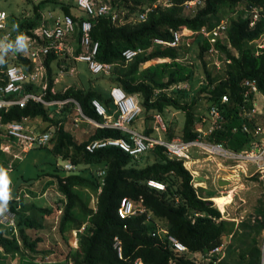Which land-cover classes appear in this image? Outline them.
<instances>
[{
	"label": "trees",
	"instance_id": "1",
	"mask_svg": "<svg viewBox=\"0 0 264 264\" xmlns=\"http://www.w3.org/2000/svg\"><path fill=\"white\" fill-rule=\"evenodd\" d=\"M54 1L57 0H43L34 6L36 13H39L45 3ZM166 1L169 6H164L163 2ZM187 1L190 0H113L114 13L109 17L92 20L91 35L93 40L100 44L98 60L115 64L114 72L108 77L110 81L123 88L127 94H136L140 97L143 113L148 119L142 134L152 136L151 134L155 133V128L148 126L152 121L151 118L155 119V115H160L165 123L162 113L168 106H174L178 111L185 113L186 121L179 132H177L179 125L165 124L166 141L176 137L189 141L198 136L194 131L196 121L192 111L197 97L194 102L181 105L177 99L168 97L164 93L157 95L156 91L183 82L192 83L197 77V72L202 71L209 84L201 91L206 95L207 102L219 103V99L224 95H229L231 100L224 111L228 112V117L219 120V127L211 134L210 140L225 144L229 149H242L251 139L241 130L240 110L243 106L241 85L246 80H255L264 94V52L257 53L254 46L264 33V0H203L205 6L202 9V6L197 7L200 9L198 14L190 17L188 13V17H185L180 13ZM128 8L129 12L124 14ZM251 8H257L261 13V18L256 22L254 29L250 26L252 16L248 13ZM149 9L146 21H139V16ZM62 10L64 14L71 15L67 6H63ZM221 11L228 15L220 19ZM114 15L118 16L115 22L112 21ZM72 17L79 27L81 23L79 17ZM223 19L228 20V42H218L216 48L222 55L227 56L230 64L224 70L217 72L206 62V53L211 45L201 31L212 30ZM36 24L34 19L26 20L22 28H34ZM183 28L192 30L193 34L200 32L194 35L191 41L193 44L196 39L195 42L202 43L200 55L195 59L192 55L188 57L186 55L188 51L185 49L181 53L179 51L181 47L154 44L156 39L171 42L173 33ZM139 48L145 50V53L126 63L122 53L128 49ZM8 58L9 55L6 57L7 63L3 65L4 68L12 64L32 67L20 56L18 61L11 57V62ZM56 58L51 55L46 62L51 74L50 89L54 86L51 63ZM150 62L155 64L144 68ZM168 62L177 67H168L169 78L164 81L161 77ZM198 64L202 70L196 67ZM98 77V79L106 78L103 75ZM211 85L214 87L208 88ZM89 88L81 90L71 87L66 93L62 94L60 91L55 96L49 91L47 99H73L81 105L87 117L102 122L92 107V101L98 100L110 108L111 99L101 91ZM182 93L186 96V92ZM67 108L71 110L70 105L65 109ZM52 112V108L30 102L24 109L13 107L8 113L2 114L4 124L29 119L34 121L32 129L35 132H50V129L54 128L55 132L52 133L49 143V145L53 144L52 153L62 157L63 167L71 163L76 168L71 172L49 171L37 176L44 175L52 180L46 184L42 183L40 192H46L54 183V190L63 203L62 208L52 206L43 208L38 205L34 207L39 213L48 217L49 221L46 224V221L26 216L24 211H21L22 207H19L17 199L10 200L8 209L16 214L18 237L12 227L0 225L2 252L22 256L23 264H131L137 259H141L144 264H171V262L195 264L187 259L189 255L192 253L207 255L222 246L225 236H232L225 258L216 264H261L263 250L259 238L264 233V200L260 202L249 220H244L238 225L224 220L219 211L222 209L216 204L218 209L209 200L217 196L198 194L192 185V175L185 169L184 162L171 158L164 147L157 146L138 159L119 148H106L90 153L86 150V146L95 140L128 138V135L114 129L96 128L87 141L79 143L66 131L63 120L56 119ZM43 122L49 126L45 130H40ZM235 129L236 133L233 132ZM6 138L11 140L7 136ZM144 158H147L148 164L139 167L138 162ZM104 171L105 174L102 175ZM23 180L27 184L31 179L23 178ZM150 180L165 184L166 191L149 187ZM24 187L22 185L20 188L24 189ZM31 194L37 193L33 191ZM92 198L97 200L96 210L91 206ZM124 199L133 201L146 212L122 219L118 211ZM59 212L61 213L57 216ZM56 218H58L57 222H55ZM157 219L166 221L164 226L168 234L187 247V254L178 257L167 247L166 237L163 239L153 237L158 230ZM86 222L89 228L87 233H83ZM6 229H9L7 231L11 233L10 237H5ZM50 229H55L56 232H50ZM74 233H77L76 239L79 243L77 249L71 244ZM116 237L123 243V259L114 248ZM165 242L166 244H163ZM62 244L68 253H65ZM38 257L41 261H37ZM215 259L214 257L206 264H213Z\"/></svg>",
	"mask_w": 264,
	"mask_h": 264
},
{
	"label": "built area",
	"instance_id": "2",
	"mask_svg": "<svg viewBox=\"0 0 264 264\" xmlns=\"http://www.w3.org/2000/svg\"><path fill=\"white\" fill-rule=\"evenodd\" d=\"M112 1L113 0H77L76 7L83 15L80 17L81 19H79L81 20L79 27L76 26L75 20L71 15L55 17L50 13L48 18H42V21L37 27L28 29L27 33L22 32L29 37V49L27 54L19 53V55L31 61L33 68L29 70L23 66L12 65L17 68L18 71L14 77H10L8 74V67H0V133L10 138L11 141L18 145L24 153H28L35 148H46L52 138L51 130L50 132H35L27 126L28 119H23L20 122H9L8 124H4L2 121V114L8 113L13 107L24 109L30 102L43 104L46 107L55 109L57 113H61L67 105L72 103L75 105L74 110H76L77 113L75 119L76 127L84 121L93 125L97 129H114L128 135V138L95 140L86 146V150L90 153L106 148H119L130 156L137 158L141 154L146 153L157 146H162L166 149V152L171 158L184 162V166L193 176V185L195 188L203 185V182L199 179L200 169L196 168L193 162L196 155L203 157V159H213L216 163H218L217 161L219 160H225L231 163L239 164L244 162V164H246L245 159L241 154L223 150L213 141L208 140L207 138L209 136L203 128L198 129V138L190 141H185L180 137L174 138L171 141H165L146 136L131 129L130 126L141 115L142 107L140 106L137 97L127 95L120 87H115L110 92V97L117 113L115 119L108 115L107 109L101 102L98 100L92 101V107L94 111L104 119L103 123L87 117L80 104L73 99H47L49 88L45 61L51 55H55L59 58H74L78 62L85 63L88 65V68L93 75L110 76L112 74L114 65L98 60L100 44L99 42L94 41L91 35L93 29L92 20L98 17H109L114 13ZM202 5L203 0H193L190 2L189 8L196 7L197 9V7H201ZM149 11L150 9L142 13L139 16V21L145 22ZM248 13L252 16L250 26L254 29L256 22L261 18V13L257 8H251ZM0 14H2L0 15V38L8 36L10 40H15L17 35H14L9 29L8 13L0 8ZM117 18L118 16L114 15L112 21L115 22ZM228 29V20L223 19L212 30L203 29L201 33L206 40L209 41L210 45H216L218 42H228ZM182 33V30L175 31L171 42H164L156 39L154 40V44L173 48L181 47L185 43V37ZM199 33L200 32H197L196 34ZM196 34L194 33L193 36ZM76 40L77 42L74 43ZM215 45L211 46L209 54L214 57V65L216 66V69L220 71L230 64V61L225 54L222 55V53L217 50ZM254 46L257 53L264 52V33L261 38L255 42ZM143 53H145V50L141 48L128 49L123 52L122 56L128 63ZM216 55L219 57L217 58ZM13 58L16 59V55H13ZM35 84L42 88L41 93L37 94L28 89V87ZM56 93L57 92L54 88L50 90V94L56 95ZM241 95L243 97V106L241 107L240 112H251L254 120L264 123V112L261 111V108H264V94L260 91L257 82L255 80L244 81L241 85ZM230 102L228 96H223L222 103L224 105H230ZM211 112L219 111L218 109L213 108ZM259 113L261 114V121L260 117H258ZM156 120L159 122L162 130L166 131V127L160 115L156 116ZM261 144L263 145V142ZM218 165L220 164L218 163ZM229 168L231 172L236 171L235 164H232ZM63 170L71 172L76 170V168L73 164L68 163L64 165ZM258 172L262 175L261 170ZM104 174L105 171L102 172V175ZM231 177H233V175H231ZM220 180L222 181V177L214 182H219L220 184ZM226 181H228V185L223 188L230 187L232 188L230 192H235L237 190L235 189L236 184L230 181V178ZM149 186L156 188L165 187L154 181H150ZM144 212L145 210L138 207L133 201L124 199L119 208L118 214L122 219H126L130 216ZM60 213L61 212H59V214ZM15 221L16 214L9 209L3 216H0V225L10 228L12 227L13 232L16 234L18 229H16ZM76 235L77 233H75V236ZM168 239L170 242V248L178 256L188 253V249L176 238L169 236ZM114 248L118 251L119 257L123 259V243L120 238H115ZM221 251L222 249L218 247L207 255L201 256L205 259L208 258V262H210L213 257H216L217 261H220L218 257L221 256ZM217 261H214L213 264H216ZM134 264L142 263L141 260L138 259ZM261 264H264V248Z\"/></svg>",
	"mask_w": 264,
	"mask_h": 264
},
{
	"label": "rangeland",
	"instance_id": "3",
	"mask_svg": "<svg viewBox=\"0 0 264 264\" xmlns=\"http://www.w3.org/2000/svg\"><path fill=\"white\" fill-rule=\"evenodd\" d=\"M43 0H0V8L4 9L8 15L10 16V19L13 21V24L16 25L18 23H22V21L25 19H31L33 17H35V12L36 10L34 9V6H36L37 4H39L40 2H42ZM61 0L59 2L58 1H54V2H50V3H45L40 10H44V11H52L55 7L56 10L55 11H60L63 12V7L62 5L65 6V2L63 3ZM68 1V0H67ZM71 4H75L76 0H69ZM163 4L166 5L165 2H163ZM164 5V6H165ZM190 5V2H189ZM194 5V4H192ZM205 6V4L202 5L201 9ZM200 11V9L196 10V7H192L190 9L189 15L190 17H194L196 14H198V12ZM129 12V8L127 9V11L124 14H127ZM64 13V12H63ZM181 15L188 17V13L187 11L184 10V8H182V12L180 13ZM226 14L225 12L221 11L219 14L220 19L222 17H225ZM247 15V14H246ZM125 22V21H122ZM28 31V29L26 30ZM183 35H184V40H185V44L186 47H190L188 50V57L189 55L194 56V59L196 56L200 55V46L202 45L201 42H195L196 39L194 40L193 44L191 43V40L193 39V32L192 30H188L186 28H183ZM77 40L74 42L76 43ZM224 43V42H223ZM215 45V44H214ZM211 44V46H214ZM161 46V45H158ZM216 46V45H215ZM182 47V46H181ZM230 47V46H229ZM183 47L179 50L181 53H183ZM219 55V54H218ZM216 55V57L218 58L219 56ZM13 54H9V60L12 62V58ZM214 57L210 54L206 55V62L208 64V66H210L211 68H215L216 66L214 65ZM179 63V62H178ZM173 64V63H172ZM170 65V62H168V65L165 68V71L163 72L162 75V79L165 81L167 80L168 77V67L175 68L177 66H175V64ZM182 65V63H179ZM149 66V64H146V66H144L145 68H147ZM183 66V65H182ZM181 66V67H182ZM186 67V66H184ZM196 67L201 68L200 64H198ZM72 68H75L74 70ZM188 68V67H186ZM198 68V69H199ZM51 69H52V77H54V82L55 87L57 90L59 91H63L65 88H76V89H81V90H88L90 88L86 87H90L92 86V89H97L99 91L102 92V94H104L105 96L109 97V92L110 89L112 87V85L108 82H110V78H100L102 79V81L99 82L100 79H98L99 77L94 76L88 69L87 64L85 63H78L76 66V62L69 60V61H56L51 65ZM202 70V68H201ZM216 71L218 72V70L216 69ZM196 72V71H195ZM203 74V75H202ZM202 75V76H201ZM51 76V74L49 75V77ZM204 79V73L202 71L197 72V77L194 79V81L191 83L189 82V84L191 83V90H190V95H188V92H186V96H183L181 91H175V92H169V96L173 99H177L181 105H184L186 103H192L195 101L196 97H197V102L195 103V106H193L192 111L194 112V119L196 121V125L199 124L200 126L204 127V130H206L208 128V125H203V121L206 118V116L208 115V109L210 107V103L207 102L206 99V95H204L202 92L199 93L198 95L195 94L194 92L200 91V86L198 85L201 79V84H202V78ZM140 80V79H139ZM57 81V82H56ZM108 81V82H105ZM96 84V85H95ZM71 85V86H70ZM95 85V87L93 88V86ZM199 86V87H198ZM194 93V94H192ZM264 98V97H263ZM259 101V100H258ZM260 102V101H259ZM262 105V104H260ZM74 108H72L71 110H73ZM68 110L64 108V110L61 113H57L55 109H52V113L55 114V118L56 119H62L63 122L65 124V129L67 132L71 133L73 135V137L75 138V140H77L79 143H82L84 141H87L93 130L91 127H87L86 125H82L81 128L78 130L77 127L75 126L76 122V110ZM144 111V109H143ZM261 111L264 112V108H261ZM149 115V114H148ZM163 119L165 120V123L167 126L173 125H179L177 128V132H179L180 127L183 128L185 121H186V116L185 113L182 111H178L174 106H168L167 108H165L164 112L162 113ZM258 117H260V121H261V114H258ZM147 116L143 113L133 124L132 126L138 130V131H144L147 125ZM151 122L148 123V126H152L155 128V133H152V136L158 137L159 139L165 140V136H164V132L160 131V128L158 126V124L155 122L156 119H154L153 117L151 118ZM39 122V121H37ZM27 126H29L32 129V126L34 125V121L33 120H29L27 121ZM261 124L264 126V123L261 122ZM41 127L40 130H45L49 124L47 123H41ZM195 125V128H196ZM52 133L55 132V130L50 129ZM52 145H48L47 148H36L33 149L32 151H30L26 156L24 161L19 162L17 167L15 168V172L16 174L25 177L26 179H31L27 182V186L29 188H33V190L42 188L43 184H46L48 181L52 182V180H50V178L45 177L44 175L42 177H37L39 176V174H43L44 172H49V171H54L57 173H64L63 170V160L62 157L57 155L56 153H52ZM148 160L147 158H144L143 160H140L138 162V166L139 167H144L148 164ZM220 165H218V167L216 166V163L211 162L210 160L206 159V160H201V162L197 165H201L200 169H204L206 171V167L205 166H210V172L209 175L213 176L211 177V179L207 180L205 187L206 188H200L199 190V194L201 196H207V195H213V196H217L215 198H221V197H225L228 193L229 190H232V188L228 187V188H223L225 185H221L219 184V182H214L215 180L221 179L222 177V181H224L223 183H225V181L229 178H231L230 181L234 182L236 184L235 189H237L235 192H232V200L230 201V204H225V211L222 212L221 210V214H225V220L231 221V222H235L237 225L239 223H241L242 221H247L249 220L255 213V210L257 207H259L260 202L264 200V177H259L258 175L254 174V170L255 167L252 165L248 166V170L249 172H246V164H244V162H241L239 164L237 163H231L229 161H225V160H219L217 161ZM232 164H235V172H231L230 168ZM241 167V168H240ZM231 175H233V177H231ZM258 176V177H257ZM24 181V180H23ZM40 181V182H39ZM221 181V180H220ZM35 182V183H33ZM43 183V184H42ZM29 184V185H28ZM219 184V185H218ZM22 186V185H21ZM55 186L54 183L53 185L49 186V189L46 192H39L36 195L37 200L34 199V195H32L31 199H33L36 203L34 204V202L31 201V203H33L34 205L31 206L29 205L28 201L21 203V207L22 210L24 211V214L26 216H31L34 218H38L41 219L43 222L48 223L49 220L47 216L42 215L41 213H39V211L37 209H35L34 207L37 205L42 204L43 206L48 205V203L51 204L52 207L54 208H62L63 203L60 202V198L58 196V194L55 192L54 190ZM25 191L22 193V198L23 196H25ZM39 191V190H37ZM221 192V194L219 193ZM219 195V196H218ZM43 198L45 200L46 204L40 203V199ZM213 198V199H215ZM212 199V198H211ZM38 201V202H37ZM59 201V202H57ZM91 206L94 208V210L97 209V200L93 199L91 200ZM213 201V200H212ZM232 203V204H231ZM216 204V203H215ZM45 208V207H44ZM60 214H58L57 216H59ZM54 221V220H53ZM58 221V218L55 219V222ZM157 226H162L165 227L164 224L166 223L165 220H159L157 219ZM89 228V224L88 222L85 223V226L83 228V233H87V229ZM50 232H56L55 229H50ZM75 234V233H74ZM13 236V235H12ZM15 237V236H14ZM231 238L232 236H225L223 239V244L220 247L222 249L221 251V256L218 257L220 261H222L225 258L226 255V250H227V246L231 244ZM49 239V237H48ZM76 236L73 235L72 239H71V244L72 247H74V249L78 248V241L76 242ZM260 240V245L261 248H263L264 246V233L263 235L260 236L259 238ZM65 251V253H68V250L65 249V247L63 246V244L61 245ZM182 255H180L181 257ZM4 257H0V264H7L4 260H1ZM189 261L194 262L195 264H206V262L203 260L202 256L200 253H192L191 255H189V257L187 258ZM208 259V258H207ZM206 261L208 262L209 260ZM13 260V259H12ZM19 260H22L24 262V259H22V256H16L14 258V260L11 262L12 264H19ZM37 261H41L40 257L37 258ZM72 262V260L70 261V263ZM135 262V261H134ZM134 262L132 264H134ZM10 263V264H11ZM142 264L143 261H141ZM210 263V262H208Z\"/></svg>",
	"mask_w": 264,
	"mask_h": 264
},
{
	"label": "crops",
	"instance_id": "4",
	"mask_svg": "<svg viewBox=\"0 0 264 264\" xmlns=\"http://www.w3.org/2000/svg\"><path fill=\"white\" fill-rule=\"evenodd\" d=\"M58 2L59 1H61V0H57ZM63 3L65 2V6H67L69 9H70V11H71V16H76V17H79L78 19H81L80 18V16H83L81 13H80V11L77 9V7H76V3H77V0H76V3L75 4H71L70 3V1L68 0H64V1H62ZM59 3H61V2H59ZM62 4V3H61ZM64 5H62V7H63ZM54 9L52 10V11H44V10H40L39 11V13H34L35 14V17H33V18H31V19H34V20H36V22H37V24H36V26L35 27H37L39 24H40V22L42 21V18L43 17H46V18H48V16H49V14L51 13V14H53L55 17L56 16H63V15H66V14H64L63 12H60V11H55L56 10V8L57 7H53ZM79 11V12H78ZM31 19H28V20H31ZM25 22V19L22 21V23H21V21H20V23H18V24H16V25H14L13 24V21L10 19V16H9V21H8V23H9V29H10V31L11 32H13L14 33V35L15 34H17V33H19V32H25L27 29H23L22 28V24ZM51 26V25H50ZM34 27V28H35ZM77 50H78V47H77ZM232 51H234V50H232ZM233 53H235V52H233ZM16 55V60L15 61H18L19 59V56L20 57H22L21 55H19V53H17V54H15ZM226 56V55H225ZM227 57V56H226ZM23 58V57H22ZM25 60H26V62H28V63H30L31 64V66L32 67H29V66H27L26 64V66L28 67V68H33V64L31 63V61H29L28 59H26L25 58ZM47 60H48V58H47ZM47 60L45 61V66H46V62H47ZM69 60H72V61H75L76 62V66H77V64L78 63H81V62H78V61H76L74 58L72 59V58H70V59H68L67 57H64V58H59V57H57L56 58V60L55 61H53L52 63H51V65L54 63V62H56V61H69ZM149 64V66L150 65H154L155 63H152V62H150V63H148ZM114 65V67H113V72H114V69H115V67H116V65L115 64H113ZM26 66H23V67H26ZM88 66V65H87ZM148 66V67H149ZM1 68L3 67V66H0ZM26 67V68H27ZM27 68V69H28ZM145 68V67H144ZM46 69H47V73H48V78H49V70H48V68H47V66H46ZM73 70L75 69V68H72ZM89 69V68H88ZM224 70V69H223ZM90 71V70H89ZM94 76H96V77H98V76H101V75H94ZM106 78H108V77H106ZM201 78H203V77H201ZM203 81H202V84H201V79H200V82H199V86H200V91H197L196 90V92H194L195 94H199V93H201V91H202V89L204 88V87H207L209 84H208V81H207V79L206 78H204V79H202ZM57 82V81H56ZM105 82H108V81H105ZM108 83H110L111 85H112V87H111V89H110V92H111V90L113 89V88H115V87H120V86H117V85H115L113 82H108ZM55 82H54V86L53 87H55ZM96 85V84H95ZM95 85L93 86V88L95 87ZM71 86V85H70ZM198 86V87H199ZM90 87H92V86H90ZM87 88H89V87H86V89ZM121 88V87H120ZM208 88H212V85L211 86H209ZM39 89H41L40 87H38L36 84L35 85H32L30 88H29V90H31V91H33V92H35V93H37V94H39V92L41 91V90H39ZM55 89H56V87H55ZM66 89H68V88H65L64 90H66ZM123 89V88H122ZM57 90V89H56ZM190 90H191V84H189V83H179L178 85H173V86H171V87H168V88H164L163 90L162 89H158L156 92H157V95H160L161 93H164V94H166L167 96H169V92H175V91H181V92H188V95H190ZM57 92H59V90H57ZM110 92H109V98H110ZM194 93H192V94H194ZM135 97H137V99H138V102L140 103V106L142 107V105H141V100H140V97L138 96V95H134ZM157 97V96H156ZM111 99V98H110ZM104 105V104H103ZM74 106L75 105H70V107H71V109L72 108H74ZM105 106V105H104ZM106 107V106H105ZM106 109H107V113H108V115H110V116H112L114 119L117 117V113H116V109H115V107H114V105L112 104V102H111V107L110 108H107L106 107ZM74 110V109H73ZM73 110H71V111H73ZM142 110H143V107H142ZM97 114V113H96ZM142 114H143V112H142ZM98 115V114H97ZM99 116V115H98ZM156 116L157 115H155V119H156ZM101 119H102V122H100V123H103L104 122V119L101 117V116H99ZM40 122V121H39ZM156 123L159 125V127H160V131H162V132H166V131H163L162 130V128H161V126H160V124H159V122L156 120ZM164 123V122H163ZM86 125L87 127H91L92 129H96L93 125H91V124H89V123H87V122H84V121H82L79 125H78V127H77V129L79 130L80 128H81V126L82 125ZM165 125V124H164ZM132 126V125H131ZM130 126V128L131 129H134V130H136L135 128H133V127H131ZM165 127H166V125H165ZM197 127H198V129L199 128H202L201 126H199L198 124L196 125V131H197ZM166 130H167V127H166ZM137 132H140V133H142L141 131H138V130H136ZM150 137H154V138H158V137H155V136H150ZM176 138H178V137H176ZM180 138H182V137H180ZM159 139V138H158ZM183 139V138H182ZM196 139V138H195ZM208 140H210V138L208 137L207 138ZM194 140V139H193ZM166 141V140H165ZM190 141V140H189ZM33 150V149H32ZM31 150V151H32ZM30 152V151H29ZM28 152V153H29ZM28 153H24V152H22L21 151V149L19 148V146L18 145H16L13 141H11V140H8L7 138H6V136L5 135H3L2 133H0V167H2V168H4V169H7L8 170V175H9V178H10V181H11V184H10V187H11V190H12V192H13V189H14V186L16 185V183L18 182V180L19 179H23V178H25V177H23V176H20V175H18V174H16V172H15V168L17 167V165H18V163L19 162H22V161H24V159H25V156L28 154ZM139 158V157H138ZM137 158V159H138ZM199 160H206V159H203V157H201V156H198V155H196L195 156V159H194V165H195V163L197 162V161H199ZM215 162V161H214ZM216 163V162H215ZM218 164V163H217ZM197 168V167H196ZM187 169V168H186ZM199 169V168H198ZM190 172V171H189ZM249 172V171H248ZM191 173V172H190ZM211 177H213V176H211V175H209V173L207 172V171H205L204 169H200V179L201 180H203L204 182H203V185H202V187L203 188H206L205 187V184H206V182H207V180L209 179L210 180V178ZM230 180H231V178H230ZM221 182V181H220ZM226 182H228V181H226ZM33 183H35V182H33ZM25 187H24V189H19V193H18V198H16L17 200H18V204L20 205L19 207L21 208V203H23V202H26V201H28V200H30V201H28L29 203V205H31V206H33L36 202L33 200V199H31V197H32V194H31V192H36V193H39L40 191H41V189L42 188H39V189H36V190H33V188H27L26 186H27V184H25V182H24V184H23ZM29 185V184H28ZM43 187V186H42ZM24 190H26L25 191V196H23V198H22V193L24 192ZM37 190H39V191H37ZM34 199H36L37 200V198L36 197H33ZM224 198V203H230V201L232 200V198H233V196H232V194L231 193H227V195L225 196V197H223ZM12 199H14L13 197H12ZM11 199V200H12ZM211 199V198H210ZM216 199V198H215ZM211 200H213V198L211 199ZM31 201L32 202H34V204L33 203H31ZM38 202V201H37ZM40 203H43V204H46L45 203V200L43 199V198H41L40 199ZM39 207H45V208H48V207H51V204L50 203H48V205H46V206H43L42 204H40V205H38ZM228 206V205H227ZM9 231V229H6V230H4V235H5V237H10L11 236V233L10 232H8ZM0 257H4V258H2L1 260H4L7 264H10L13 260H14V258L16 257V256H20V255H18V254H15V255H8V254H6V253H4V252H2L1 250H0ZM13 259V260H12ZM23 259V258H22ZM24 262L22 261V260H19V264H23ZM12 264V263H11Z\"/></svg>",
	"mask_w": 264,
	"mask_h": 264
},
{
	"label": "bare ground",
	"instance_id": "5",
	"mask_svg": "<svg viewBox=\"0 0 264 264\" xmlns=\"http://www.w3.org/2000/svg\"><path fill=\"white\" fill-rule=\"evenodd\" d=\"M192 1L193 0L187 1L184 4V8H185V11H187V13H189L190 9H191V8H189L188 4H189V2H192ZM165 3H166V5L164 4L165 6H169L167 1ZM182 47H183V49H185L187 51L190 48V47H186V45H182ZM207 54H209V51L206 53V55ZM224 96H228L230 98L229 95H224ZM222 98H223V96L221 97V99H219V103H213V104L210 103V107L208 109V115L206 116V118L203 121V125H205V124L208 125V128L205 131L208 134L209 138H210L211 134L219 127V120L224 118L225 116L228 117V112H224L226 105H224L222 103ZM213 108L218 109L219 112H211ZM141 115H142V113H141ZM201 127L204 129L203 126H201ZM241 130L243 131V133L248 134L250 136V139H251L250 143L248 145H246L245 147H243L242 149H239V150L229 149V148L225 147V144H220L217 142H214V143L223 150H226V151H229L232 153L241 154L244 157L245 162H246L245 167H246L247 173L249 171L248 166L252 165L255 167V170L253 171L254 174L258 175L259 177H261V176L264 177V126L260 122L254 120L252 118L251 112H242V128H241ZM194 131L199 136L198 127H197V131H196V129ZM233 132L236 133L237 130L235 129ZM198 136L196 138H198ZM262 142H263V145L261 144ZM208 160H210L211 162H214L213 159H208ZM200 162H201V160L197 161L195 163V165L199 164ZM200 166L201 165H197L195 167L200 169L201 168ZM216 166L218 167L217 163H216ZM205 167H206L207 172L211 171L210 166H205ZM259 170L262 171V175L258 172ZM229 193H232V192H229ZM213 202L216 203L218 205V207L222 209V212L225 211V204L226 205L230 204V203L224 204V198L223 197L213 199Z\"/></svg>",
	"mask_w": 264,
	"mask_h": 264
},
{
	"label": "clouds",
	"instance_id": "6",
	"mask_svg": "<svg viewBox=\"0 0 264 264\" xmlns=\"http://www.w3.org/2000/svg\"><path fill=\"white\" fill-rule=\"evenodd\" d=\"M4 10V9H3ZM5 11V10H4ZM0 15H2V14H0ZM30 29H32V28H30ZM28 31H25L24 33H27ZM15 35H17L16 36V38H15V40H10L9 39V37L8 36H4L3 38H0V66H3V65H5L6 63H7V61H6V57L9 55V54H13V55H15V54H17V53H20V54H27V52H28V49H29V37L28 36H26L25 34H23L22 32H19V33H17V34H15ZM123 54V53H122ZM55 56V55H54ZM102 62V61H101ZM132 62V61H131ZM127 63V62H126ZM129 63V62H128ZM111 64H113V63H111ZM12 65H14V64H12ZM12 65H8V74H9V76L10 77H14L15 75H16V73H17V71H18V69L17 68H15V67H13ZM113 73V72H112ZM112 75V74H111ZM110 75V76H111ZM106 77H109V76H106ZM38 86V85H37ZM38 87H40V86H38ZM41 88V87H40ZM48 88H49V91L51 90L50 89V86H49V78H48ZM54 89H55V87H53ZM28 89H29V87H28ZM69 89V88H68ZM68 89H66V90H63V91H61L62 92V94H64V93H66V91L68 90ZM122 89V88H121ZM41 91H42V88L40 89ZM56 90V89H55ZM123 90V89H122ZM41 91L39 92V93H41ZM56 92H57V90H56ZM60 92V91H59ZM59 92H57V93H59ZM56 93V94H57ZM126 93V92H125ZM127 94V93H126ZM156 94H157V92H156ZM127 95H130V94H127ZM55 96V95H54ZM131 96H134V95H131ZM111 98V97H110ZM66 100V99H65ZM100 102V101H99ZM111 102H112V100H111ZM72 104V103H71ZM71 104H69V105H71ZM112 104H113V102H112ZM41 105H43V104H41ZM69 105H67L66 107H68ZM73 105V104H72ZM114 105V104H113ZM81 106V105H80ZM46 107V106H45ZM65 107V108H66ZM105 107V106H104ZM47 108H50V107H47ZM106 108V107H105ZM53 109V108H52ZM142 112H143V110H142ZM140 117V116H139ZM36 149V148H35ZM122 151V150H121ZM150 151V150H149ZM125 153V152H124ZM147 153V152H146ZM127 154V153H126ZM143 154H145V153H143ZM143 154H141V155H143ZM129 155V154H128ZM140 155V156H141ZM132 157V156H131ZM138 158V157H137ZM184 165V164H183ZM185 167V166H184ZM185 169H186V167H185ZM106 170V169H105ZM191 174V173H190ZM192 175V174H191ZM200 179V178H199ZM211 179V178H210ZM150 181H154V180H150ZM149 181V182H150ZM200 181H202V182H204L203 180H201L200 179ZM149 182H148V186H149ZM154 182H157V183H160V184H162V185H164L165 187L164 188H156V187H151V186H149V187H151V188H153V189H156V190H158V191H166V185L165 184H163V183H161V182H158V181H154ZM222 182H224V181H221L220 182V184L222 183ZM225 183H226V181H225ZM10 184H11V181H10V178H9V175H8V170L7 169H4V168H2V167H0V216H3L7 211H8V205H9V202H10V200L12 199V190H11V187H10ZM192 185H193V176H192ZM226 185H228V182H227V184H225V186ZM193 187H194V185H193ZM195 188V187H194ZM200 188H203L202 187V185H200L198 188H195L196 189V192L199 194V189ZM228 188V187H227ZM230 192V190L228 191V193ZM220 194H221V192H219ZM219 196V195H218ZM211 198H213V197H211ZM209 200H211V199H209ZM212 201V200H211ZM213 202V201H212ZM214 203V202H213ZM232 204V203H231ZM136 205H138V204H136ZM214 205L216 206V204L214 203ZM138 207H140L139 205H138ZM217 207V206H216ZM142 208V207H141ZM218 208V207H217ZM219 209V208H218ZM145 210V209H144ZM219 211H220V209H219ZM145 212H146V210H145ZM144 212V213H145ZM221 212V211H220ZM222 213V212H221ZM225 214H222V219H224V216ZM225 220V219H224ZM163 221V220H162ZM15 234V233H14ZM16 235V237H18V232L15 234ZM170 235L168 234V230H167V228L166 227H162V226H158V230H157V232H156V234H153V237L154 238H160V239H163V238H167V241L166 242H168L167 244H166V242L165 243H163V244H166L167 245V247H169V249L174 253V251L170 248V245H169V239H168V237H169ZM173 237V236H172ZM164 242V241H163ZM182 244V243H181ZM184 245V244H183ZM185 246V245H184ZM186 247V246H185ZM187 248V247H186ZM263 248H264V246H263ZM263 248H262V250H263ZM176 256H178L176 253H174ZM178 257H180V256H178ZM214 258V257H213ZM212 258V259H213ZM216 258V257H215ZM138 260V259H137ZM141 260V259H140ZM203 260L205 261V262H207L206 261V259L205 258H203ZM136 261V260H135ZM142 261V260H141ZM212 261V260H211ZM214 261H217V258L214 260ZM134 262V261H133ZM132 262V263H133ZM217 262H219V261H217ZM216 262V263H217ZM171 264H174V262H171Z\"/></svg>",
	"mask_w": 264,
	"mask_h": 264
},
{
	"label": "water",
	"instance_id": "7",
	"mask_svg": "<svg viewBox=\"0 0 264 264\" xmlns=\"http://www.w3.org/2000/svg\"><path fill=\"white\" fill-rule=\"evenodd\" d=\"M23 184H24L23 179H19L18 182L16 183V185L14 186V189H13V192H12V197L14 199L18 198L19 189H20L21 185H23ZM225 184H227V182L226 183H223V182L221 183V185H225Z\"/></svg>",
	"mask_w": 264,
	"mask_h": 264
}]
</instances>
